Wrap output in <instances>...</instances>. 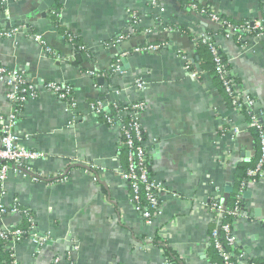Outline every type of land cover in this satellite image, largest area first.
<instances>
[{
	"label": "crops",
	"instance_id": "obj_1",
	"mask_svg": "<svg viewBox=\"0 0 264 264\" xmlns=\"http://www.w3.org/2000/svg\"><path fill=\"white\" fill-rule=\"evenodd\" d=\"M40 2L5 3L0 21L16 27L12 36L0 35V63L25 73L38 91L18 113L15 127L19 144L43 155L33 168L48 178H68L49 185L11 171L0 185L3 204L10 207L18 199L34 216L32 235L48 238L44 244L32 236L14 244L17 264H167L166 248L181 264H217L210 239L216 221L205 205L215 197L227 201L237 170L256 157L258 145L255 135L244 130L230 158L220 164L225 143L218 139L220 118H232L242 129L245 120L226 105L213 77L203 71L205 60L192 36L214 31L216 44L243 90L257 100L264 121L260 39L240 45L179 0H61L59 27L40 15ZM202 2L235 23L264 22L263 0ZM3 30L0 23V34ZM36 31L60 56L48 55L33 36ZM71 39L87 52L77 50ZM117 40L120 45L111 46ZM142 45L160 49L136 51ZM186 58L196 76L187 71ZM116 60L119 69L113 71ZM50 83L72 87L77 107L55 96ZM8 91L0 81V116L5 118L14 110ZM93 101L107 108L112 103L146 105L138 118L149 166L165 187L160 194L163 214L152 224L145 223L122 177L121 123H105L92 109ZM89 165L96 171L86 170ZM3 223L21 227L24 217L9 214ZM235 237L248 258L264 260V179L244 198ZM158 238L163 246L155 244Z\"/></svg>",
	"mask_w": 264,
	"mask_h": 264
},
{
	"label": "built area",
	"instance_id": "obj_2",
	"mask_svg": "<svg viewBox=\"0 0 264 264\" xmlns=\"http://www.w3.org/2000/svg\"><path fill=\"white\" fill-rule=\"evenodd\" d=\"M11 0H1L0 3L5 4L6 2ZM264 1V0H263ZM192 9L197 10V5L195 0H191ZM1 13V12H0ZM203 15V12L200 13ZM204 16V15H203ZM211 20L219 25V20L217 16L213 15ZM254 27L259 30H264V22L262 20H257L254 23ZM14 30H5L0 35L1 36H12ZM264 33L260 36L263 38ZM202 36L196 37L200 38ZM35 39L39 43H41L47 53L51 52L50 47H46L44 43V39L38 34L35 36ZM121 40L114 41L111 46L120 45ZM159 46L154 45H146L145 47H139L136 51L140 52L143 50H159ZM213 54L215 55V61L218 64V70L225 77L227 72L223 70V66L221 64V60L218 56L217 48H212ZM121 54L122 53L121 51ZM191 61L186 58V68L188 71V66ZM119 69V65L117 64L115 71ZM19 70H10L0 63V81L4 82L9 91L7 93V98L14 104V110L8 117L0 116V162L2 165L0 166V185L3 186L8 179V175L11 171H13L16 175L21 176L23 178H27L32 180L35 183L38 182H46L49 185L58 184L54 182H50L48 177L43 176L41 172H38L33 168V163L40 158L43 157L42 154L30 151L21 146L18 142V137L15 134V127L18 120V113L20 109L18 108L21 102H24L28 98L37 97L32 93V89L34 86H29L24 88L25 84L28 83L20 73ZM193 74V73H192ZM195 74V72H194ZM196 76V74H195ZM139 89H145V85L143 82H137ZM29 85V84H28ZM226 91L233 96V107L231 108L234 114L237 117H241L245 120L244 129L239 127L237 123L227 116H222L220 118L221 128L218 132V139H224L225 143L223 144V153L219 158L220 164H224L227 159L231 156V149L236 144L238 137L240 134L245 132L244 130L251 131L256 130L259 134V148H260V157L257 162V165L254 169L249 170L248 175L250 180L242 185L241 193L238 197V201L235 205V208L231 211L227 210L224 203L219 199L214 204H206V210L215 217V221L219 225L212 231V237L215 242V246L223 257L224 264H236L232 261V253H229L226 248H224L223 244L219 241L218 237L220 231L225 233L226 241L228 242V247L230 249H237V240L235 237V223L237 219L242 214V207L240 206L241 201L244 200V195L248 192L253 186H255L259 181L264 179V125L260 122V115L257 112V100L248 95L242 88L241 83L237 82L235 78L225 80ZM48 89L54 93L61 101L67 102L68 105L75 109L77 107V103L74 99V90L70 86H62L58 84H50ZM19 93L24 94L25 96L20 97ZM92 109L95 110L98 114L105 113L109 108L105 106L103 103L99 102L97 105H92ZM134 114L138 117L143 111L146 110V105L144 103H139L134 108ZM123 112V111H122ZM129 111H126L127 113ZM124 113V114H125ZM136 117V118H137ZM248 118V120H246ZM133 133L126 134V143L131 150L129 155L130 168L128 172H122L123 179L131 184L132 188V201L134 204L140 199V186L142 184L146 185L147 190V199L148 204L144 209L136 204L137 210L141 213L146 224H152L157 218H159L163 214V204L160 199V194L165 189L164 185L157 181L151 173V169L148 161V153L147 148L145 147V139L143 137L142 126L139 122V118L136 120V124L131 126L130 128ZM135 143H138L136 145ZM135 145V148H134ZM86 170L94 172L95 167L92 165L87 166ZM67 179H65L66 181ZM1 197H0V239L9 240L10 246L13 248V245L24 240V231L19 227L9 228L6 227L3 223L4 215L9 212L8 207L3 204L2 196L4 195V190L1 188ZM18 204L19 200L16 199L14 204ZM9 214H20V211L17 206L10 208ZM225 215H231L234 217V222H228L225 224L222 223V218ZM35 226L32 227L30 236L34 237V241L39 244H44L48 240V238H40L36 235H32V231ZM15 258V254L13 255ZM243 261H247L250 258L246 254L240 256ZM14 264H17L16 258L14 259ZM109 264H116L114 262H110Z\"/></svg>",
	"mask_w": 264,
	"mask_h": 264
},
{
	"label": "trees",
	"instance_id": "obj_3",
	"mask_svg": "<svg viewBox=\"0 0 264 264\" xmlns=\"http://www.w3.org/2000/svg\"><path fill=\"white\" fill-rule=\"evenodd\" d=\"M179 1H181L182 5H184L187 9H189L191 11H194L197 13L203 12V15L208 17L209 19H211L213 15L217 16V18L220 22L218 25L219 26L218 34H221V35L226 36V37L227 36L232 37L240 45H245L246 43L249 42L250 39H260V42L264 46V38H260V36L264 33V30H259V29H256L254 27V23L257 20L246 19L240 23H235L231 19H229V18H227L221 14L216 13L209 5L204 4L202 2V0H195L196 5H197V10L192 9L191 0H179ZM4 10H5V4L0 3V12H3ZM61 10H62L61 0H56L54 5L52 6V8L49 10L48 18L51 19V21L53 22V24L56 27H59V19H60L59 12ZM171 29L173 30L172 27H171ZM182 30H184V32L188 33V31H186L185 28ZM4 31L5 30H3L2 32H4ZM213 33H214V31L207 29L206 33L202 37L196 38L194 35L192 37H193V40L197 44V51H198L199 55L201 56V58H203V60H205V64L202 65L203 71H205L206 73H209L213 77V79L215 80L220 92L222 93V95L225 99L226 105L228 107L232 108L233 107V103H232L233 102V96L226 91L225 80L235 78L236 81L239 82V79L234 75V73H233V71H232V69L228 63L227 57L222 53V51L220 50V48L216 44V40H215L216 35H213ZM37 34L38 33L36 31L33 33V36H36ZM43 41L46 44V47H50L52 49V47L49 45V43L47 41H45V40H43ZM70 41L73 44H75L76 49L79 50L82 54H85L87 52L86 47L79 45L75 39H71ZM145 46L146 45H142L141 47L143 48ZM213 47L217 48L218 56L221 60V64L223 66L222 68L224 70V74H225V71L227 72V75L225 77L218 70V64L215 61V55L213 54V51H212ZM48 55L55 57V58L60 56V54L55 52L54 49H52L51 52L48 53ZM117 64L119 65V62L116 60V62L114 64L113 71H115L114 69L116 68ZM193 68H194L193 62L189 63L188 71L191 73L196 72L195 69H193ZM113 71L111 72V75H113ZM20 73L23 76V78L28 82L25 73H23V72H20ZM50 84H53V83H50ZM50 84H48L47 87H49ZM30 85L34 86V84H31L30 82H28L25 84L24 88H27ZM58 85H60V84H58ZM32 93L35 94L36 96H38V91L35 88V86L32 89ZM19 95H20V97L25 96L24 94H21V93H19ZM29 99L30 98L27 97L26 101L20 103V105L18 107L20 109V111L22 110L23 106L26 104V102ZM99 102H101V101H93V102H91V104L97 105ZM139 103H143V102H137V103H133V104H129V105H124L121 103H112L109 105V109L107 112L98 114L105 121V123H107L110 126L114 125L117 121H119L121 123L122 134H121V143H120L119 153H120V160L123 163V169H124L123 171L124 172H128L129 168H130L129 155H130L131 148L127 144L123 145V142L126 143V134L127 133H130V134L133 133V131L130 128H131V126L136 124V120L138 118L136 116V114L133 113V111H135L134 108ZM126 111H129V112L125 113ZM246 120H248V118H246ZM251 132L256 137V141H257V145H258V153H257L256 157L249 164H242L239 167V169L237 170V181H236L234 190L231 194L228 195L227 201L223 202L225 207L229 211H231L235 208V205L238 201V197L241 193L242 185L250 180L248 172H249V170L254 169L256 167L257 162H258L259 157H260L259 134L256 130H251ZM142 133H143V137L145 139L146 136H145L144 130ZM135 144L138 145V143H135ZM134 148H135V145H134ZM1 165H2V163L0 162V166ZM93 171L95 172L96 170H93ZM67 178L68 177L66 175H61V176H57L54 178H49V181L51 183L52 182L59 183V182L65 181V179H67ZM130 185L131 184H129L130 190L133 193ZM1 192H2V190H0V197H1ZM139 195H140L139 196L140 199L138 202H136V204L138 206H140L142 209H144V207H146V205L148 204L147 190H146L145 184H142L140 186ZM218 200H219L218 197L213 198L210 201L209 205L214 204ZM136 204H135V206H136ZM243 205H244V200L241 201V203H240V206L242 207V209H243ZM14 206L18 207L20 213L24 217V223L19 228L24 231L23 238L27 239L30 236V232H31L32 227L35 226L34 216L32 215L31 212H29L27 209H25L19 202L18 204L15 203L12 206L8 207L9 212L7 214H5L4 217L9 215L10 208H13ZM221 221H222L221 224H225L228 222L231 223V222H234V217L231 215H225ZM218 225H219V223L217 224V222H216L215 228ZM212 231L210 233V239H211V244H212L213 250L215 252V260H217V264H224L223 257L221 256L220 252L218 251V249L215 246V242H214L213 237H212ZM218 239L223 244L224 248H226L229 253H232V256H233L232 261L234 263H236V264H264V260H257L254 258L253 259L250 258L247 261H243L240 258V256L245 254V253L239 247L237 249H230V247H228V242L226 241L225 233L223 231H220ZM0 244H1V249H0L1 262H4V264H14V259H15L13 257L14 249L10 246L9 240L0 239ZM155 244L161 245V246L164 245L163 242H161V240H159V238L157 240H155ZM166 252H167V264H181L180 262H178V260L175 259V257L173 256V254L169 248H166Z\"/></svg>",
	"mask_w": 264,
	"mask_h": 264
},
{
	"label": "water",
	"instance_id": "obj_4",
	"mask_svg": "<svg viewBox=\"0 0 264 264\" xmlns=\"http://www.w3.org/2000/svg\"><path fill=\"white\" fill-rule=\"evenodd\" d=\"M55 1L56 0H41L40 6L38 7V12L40 13V15L43 18H46L48 16V12L52 8V6L54 5ZM3 21H5V22H3ZM3 21H0V23L5 24V29L6 30H12L13 28L16 27V23L15 22L10 23L9 20H3ZM260 122H261V124L264 125V121L263 120L260 119ZM247 194H248V192L245 193L244 198L246 197ZM242 211H243V209H242Z\"/></svg>",
	"mask_w": 264,
	"mask_h": 264
}]
</instances>
